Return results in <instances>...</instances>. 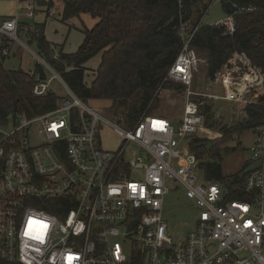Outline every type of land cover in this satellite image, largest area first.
Masks as SVG:
<instances>
[{
	"label": "built area",
	"instance_id": "1",
	"mask_svg": "<svg viewBox=\"0 0 264 264\" xmlns=\"http://www.w3.org/2000/svg\"><path fill=\"white\" fill-rule=\"evenodd\" d=\"M14 2L15 14L0 20V44L2 37L19 41L31 27L20 29L18 11L33 17L36 0ZM202 22L180 25L181 48L165 76L184 86L181 93L172 90L183 95L181 137L220 136L210 137L201 107L224 100L245 116V106L257 101L255 88L264 84V72L234 54L208 78L204 92L193 91L195 75L206 65L190 46ZM209 25L231 34L235 20L230 14ZM0 54L7 56L8 49ZM36 58L52 76L27 71L32 94L44 96L58 78L66 96L45 113L0 125V264H264V124L249 147L248 161L259 163L247 169L241 189L247 196L228 198L220 181L200 179L199 160L182 147L172 120L144 111L125 128L87 105ZM104 126L119 137L113 150L102 147ZM128 142L140 157H125ZM176 187L198 213L193 229L174 242L162 214L165 196Z\"/></svg>",
	"mask_w": 264,
	"mask_h": 264
},
{
	"label": "trees",
	"instance_id": "2",
	"mask_svg": "<svg viewBox=\"0 0 264 264\" xmlns=\"http://www.w3.org/2000/svg\"><path fill=\"white\" fill-rule=\"evenodd\" d=\"M60 1L62 21L82 13L98 18L91 29L82 31L83 40L74 53H64L62 47L55 53L54 44L45 38L44 23H33L22 37L28 43H35L37 55L82 101L109 100L112 118L125 128H133L144 111L155 114L153 109L159 105V88L183 91V85L165 80L167 70L181 48L179 28L184 23L193 28L212 0ZM226 1L237 8L252 7L253 10L232 13L235 28L231 34L224 26L203 22L194 32L190 46L206 59V77L211 78L234 54H243L264 72V0H220L226 15H230L224 6ZM46 5L48 9L51 3ZM26 24H20V29ZM7 47L6 38L2 37L0 50ZM97 54H100V61L92 81L87 84L84 64ZM5 57L0 54V125L7 124L11 117H31L53 109L57 96L51 90L44 96L33 95L34 79L21 69H6L3 65ZM34 69L45 79L41 64H36ZM255 92L257 101L245 106L241 121L219 126L222 134L219 141L190 136L188 148L199 160L206 180L221 182L224 178L222 153L231 154L240 149L239 143L229 147L226 141L248 131L255 132L264 124V84L255 88ZM201 110L211 113L208 104ZM206 124L214 127L211 122ZM250 163L245 161L237 173L228 176L231 182L228 198L247 196L241 189Z\"/></svg>",
	"mask_w": 264,
	"mask_h": 264
},
{
	"label": "rangeland",
	"instance_id": "3",
	"mask_svg": "<svg viewBox=\"0 0 264 264\" xmlns=\"http://www.w3.org/2000/svg\"><path fill=\"white\" fill-rule=\"evenodd\" d=\"M51 3L50 13L53 16L47 17L45 12H34L33 17H28L23 10H19V18L21 21L32 25L33 23H45V38L54 44L55 52L60 50L62 45V51L64 53H74L77 47L83 40L82 31L84 29H91L93 24L91 15H86L85 20L74 18L72 20L61 22L62 2L60 0H38V2ZM15 13V12H14ZM12 17V16H11ZM226 17V12L220 2V0H214L210 6H208L206 13L203 15L204 24H212L216 21H220ZM95 25V24H94ZM30 29V28H29ZM17 41V40H16ZM22 43H20V42ZM19 41L14 42L13 47L10 50L9 56L5 57L3 65L6 69L23 70L27 72L34 69L36 64H39L37 55V48L34 42L28 43L25 37H20ZM100 60V54L92 57L84 64L85 68V81L89 84L93 79V74L97 68ZM45 76L49 79L52 76V72L45 69ZM209 86L208 78L205 75L204 66H200L198 73L195 75L191 89L197 93H202ZM49 88L57 97L64 98L66 96L65 90L58 78H52L50 80ZM159 105L153 109V112L157 115H162L175 123V135L181 140L182 147L189 150L186 143L189 141V136L181 137L178 134V123L183 112V95L177 94L170 89H160L159 91ZM210 106V114L203 113L204 115V126L205 128L214 132L219 133V137H211L212 141L217 142L222 137L221 132L218 128L220 125H231L235 122H239L244 118L241 114V109L238 108L234 103L215 99L208 101ZM87 105L95 108L100 112L102 116L110 120H114L110 115L111 102L103 99H93L87 101ZM206 122H211L214 127H209ZM101 138L102 147L105 149L113 150L116 148L119 142V137L110 129L108 126H104L99 133ZM196 135V134H195ZM193 135V136H195ZM255 139V132L248 131L242 135L234 136L233 139L228 140L225 144L229 147H235L239 143L240 149L231 154L221 155V167L224 178L221 180L222 186L227 188L231 182L228 178L229 175L237 173L242 165L250 158L249 147L253 144ZM137 145L133 142H128L125 149V157L129 160L140 157L136 155ZM190 151V150H189ZM264 160V157H263ZM259 163V162H258ZM257 162L250 165H257ZM252 166V167H253ZM136 176H140L141 172L135 171ZM197 174L200 179L203 180V174L198 171ZM197 209L193 206V203L187 199L181 187H176L170 190L165 196V202L163 205V219L166 221L167 229L166 233L169 235L174 242L183 239L189 231L193 229L194 222L197 218Z\"/></svg>",
	"mask_w": 264,
	"mask_h": 264
},
{
	"label": "crops",
	"instance_id": "4",
	"mask_svg": "<svg viewBox=\"0 0 264 264\" xmlns=\"http://www.w3.org/2000/svg\"><path fill=\"white\" fill-rule=\"evenodd\" d=\"M39 1H40V0H39ZM42 2H43V1H41V2L38 3V0H36V4H37V6H36L34 12H38V11H40V12H45L46 16H47V17H50V16H49L50 8L47 9V7H46L45 5H41ZM22 4H23V2H22ZM43 4H44V3H43ZM14 12H16V3L14 2V0H0V20L3 19V18H9V17L13 16V15L15 14ZM86 15H89V14L82 13V14H80L78 17H72V18H69V19H67V20H65V21H61V22L65 23L66 21L72 20V19H74V18L81 19V17L84 18V20H85ZM52 16H53V15H52ZM226 16H227V15H226ZM91 17H92V16H91ZM92 19H93L92 22L88 24L89 26H91L92 24H93V26H94V24H96V23L98 22V18H96V17H92ZM19 20H20V21H19L20 24L25 23V22L21 21L20 18H19ZM43 23H44V22H43ZM44 24H45V23H44ZM91 28H92V27H91ZM44 31H45V29H44ZM14 42H17V41H15V40H8V39L6 38V44L8 45V47H7V49H8V55H7L6 57L9 56L10 50H11V48L13 47ZM61 47H62V45H61ZM99 61H100V60H99ZM215 133H216V132H215ZM252 166H253V165H250L249 167H252Z\"/></svg>",
	"mask_w": 264,
	"mask_h": 264
},
{
	"label": "water",
	"instance_id": "5",
	"mask_svg": "<svg viewBox=\"0 0 264 264\" xmlns=\"http://www.w3.org/2000/svg\"><path fill=\"white\" fill-rule=\"evenodd\" d=\"M225 9L228 12V14H232L233 12L236 11L237 7L235 5H233L231 2L226 1L224 3Z\"/></svg>",
	"mask_w": 264,
	"mask_h": 264
}]
</instances>
